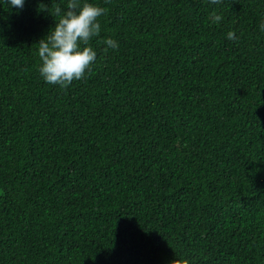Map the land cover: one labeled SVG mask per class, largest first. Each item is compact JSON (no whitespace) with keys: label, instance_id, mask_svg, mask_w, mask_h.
<instances>
[{"label":"trees","instance_id":"obj_1","mask_svg":"<svg viewBox=\"0 0 264 264\" xmlns=\"http://www.w3.org/2000/svg\"><path fill=\"white\" fill-rule=\"evenodd\" d=\"M89 2L61 87L38 42L67 0H0V264H264V0Z\"/></svg>","mask_w":264,"mask_h":264},{"label":"clouds","instance_id":"obj_2","mask_svg":"<svg viewBox=\"0 0 264 264\" xmlns=\"http://www.w3.org/2000/svg\"><path fill=\"white\" fill-rule=\"evenodd\" d=\"M220 0H210L218 4ZM3 4L12 11L22 10L25 0H3ZM104 9L84 0H67V10L59 22L49 29L38 42L40 59L39 73L49 84L67 87L74 80L82 79L91 64L96 60V52L89 41L100 34L98 18ZM222 19L220 15L210 17L211 23ZM264 30V24L261 25ZM228 39H235V33L229 31ZM107 47L116 49L118 43L111 38L105 40ZM83 45V46H82Z\"/></svg>","mask_w":264,"mask_h":264}]
</instances>
